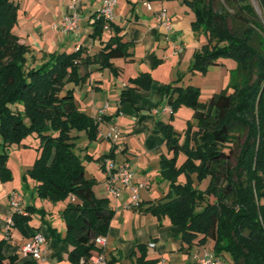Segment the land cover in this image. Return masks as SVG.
<instances>
[{
  "label": "trees",
  "instance_id": "obj_1",
  "mask_svg": "<svg viewBox=\"0 0 264 264\" xmlns=\"http://www.w3.org/2000/svg\"><path fill=\"white\" fill-rule=\"evenodd\" d=\"M257 1L262 14L251 0H182L194 12L193 31L206 37L194 52L190 71L204 73L232 58L236 61L230 71L233 89L201 101L199 87L166 84L172 118L181 105H187L194 110L193 120L187 121L184 138L171 123L163 126L171 156H161L160 171L170 190L165 200L147 208L180 228L182 250L211 240L213 253L223 257L230 252L234 264H264V0ZM92 17V37L101 38L106 21L97 13ZM18 19L19 4L0 0V179L13 178L7 145L36 133L40 154L23 178L36 181L42 199L58 202L74 197L62 212L63 241L71 245L72 264L82 260L89 264L98 249L96 238L107 235L114 210L108 197L95 193L97 179L86 173L84 160L94 157L76 150L80 132L86 133L89 143L97 139L99 120L79 108L74 86L87 81L92 65L118 74L113 59L131 60L132 43L123 39L122 28L111 20L113 34L99 51L90 53L80 46L44 52V62L31 66V47L14 30ZM130 81L150 89L154 79L143 71ZM127 99L123 90L121 101ZM116 148L96 159L103 169L104 160L113 158ZM207 179L205 189L198 187ZM25 211L12 214L11 226L22 233L31 214L42 212L35 206ZM6 243L0 238V264H16L18 254L5 255ZM138 250L135 264L159 263L147 259L146 244H139Z\"/></svg>",
  "mask_w": 264,
  "mask_h": 264
},
{
  "label": "crops",
  "instance_id": "obj_2",
  "mask_svg": "<svg viewBox=\"0 0 264 264\" xmlns=\"http://www.w3.org/2000/svg\"><path fill=\"white\" fill-rule=\"evenodd\" d=\"M99 1L29 0L24 7L22 0H17L15 2L20 6L18 25L23 19L21 15L25 16L28 24L31 25L28 36L38 38L36 49L40 51L42 61H44L42 58L44 52L71 51L80 46L90 53H95L102 47L103 41L113 34L110 29L105 30L107 35L103 34L101 38L92 37L94 21L92 16L94 13L98 14L100 10L102 0ZM170 3L169 0H118L113 21L122 28L123 39L132 43L131 60L121 57L113 59L114 64L119 68L118 74H114L109 68L103 69L98 65H92L91 75L87 81L74 86L79 108L99 120V134L96 141L88 145L87 140L83 139L85 143L80 146L84 152L81 153L80 150L78 152L81 155L88 154L94 157L98 164L97 169L88 171V165L84 160L86 173L89 177L97 179L94 186L95 193L98 196L108 197L114 210L109 231L105 235V245H97L98 249L92 252V255H101L104 259L99 262L90 261L89 264H135L140 255L139 244L147 245V259H158V264H202L206 253L213 252L211 240L204 245H193L189 250H182L180 228L173 225L167 217L158 218L152 211L147 210L149 206L157 204L162 199L165 200L170 190L169 181L162 177L160 171L161 156H171L162 128L171 123L175 130L182 133L181 127L178 128L179 124L182 126L186 119V121L191 120L194 113L189 108H180L172 118V108L168 103L165 86L169 83L184 86L176 80L186 73V67L193 61L194 52L202 45V38H199L197 32L192 29L194 12L182 3L171 9ZM163 9H166L171 17L172 28L169 33H166L159 20ZM74 13L78 14V28L64 31L61 28L62 21L66 16ZM45 16H50L48 23ZM43 24H48L47 26L51 28V36L46 34ZM19 36L21 40L25 38ZM173 41L183 45L182 52L175 51ZM27 43L32 50L29 55L31 66H36L41 61L38 56L32 57L34 41ZM156 60L158 63L155 66ZM216 66H221V71L226 76L233 69L225 63ZM143 71L150 72L154 79L150 89H143L130 81L131 77ZM123 90L129 95V99L125 101H121ZM102 110H104L103 114H101ZM113 123L118 124L120 132L118 144L105 138ZM115 144L117 148L113 159L117 162L128 161L134 169L133 183L140 186L141 207L139 208L129 207L131 198L129 188H125L118 198L110 196L107 191L106 173L101 167L102 163L96 159L110 154ZM92 162L89 164L91 165ZM26 166L20 169L21 177L25 175V169H29L32 165ZM9 167L14 174L13 167ZM25 183L28 191H23L24 207L35 206L42 212L31 214V219L25 224V232L22 233L17 227L8 225L13 212L0 208V238L4 237L7 240L4 247L5 255L18 254L16 264L25 262L72 264L68 259L71 245L63 241L66 224L62 212L74 197L52 202L37 196L35 180L25 179ZM20 184V181L15 183L14 180L9 187H5L10 208V194L14 189L22 190ZM37 231L42 232L47 239L43 245V257L36 259L32 256H24L21 254L22 246ZM151 242L155 245L150 246Z\"/></svg>",
  "mask_w": 264,
  "mask_h": 264
},
{
  "label": "rangeland",
  "instance_id": "obj_3",
  "mask_svg": "<svg viewBox=\"0 0 264 264\" xmlns=\"http://www.w3.org/2000/svg\"><path fill=\"white\" fill-rule=\"evenodd\" d=\"M17 1V0H15ZM29 0H22L23 4L22 6L25 7V5H27ZM41 1H44L45 0H41ZM99 1V0H98ZM171 3V9L173 7H177L179 6V4L182 3V0H169ZM257 11L262 14V8L259 4V2L257 0H251ZM102 4V2H101ZM100 5V1L98 2V6ZM188 7V6H187ZM19 9H20V6H19ZM21 12V11H20ZM47 19V23L49 22L50 20V16H45ZM20 18V17H19ZM21 22L20 24L16 25L14 29L15 30V33L18 34V35H21V36H24L25 38H23L22 42H27V41H34V52L32 55V57L34 56H38L37 58L41 61L40 64H42L44 61L41 60V55H39V50L36 49V46L38 45V38L36 36H28L29 34V29L31 28V25L28 24L27 22V19L25 18V16H22L21 15ZM48 24H43L44 26V30L46 32V34L48 36H51V28H49V26H47ZM103 34H106L107 35V31H104ZM198 34V37L199 38H202L201 39V44H203L204 42H206V37L203 35V32L200 31V32H197ZM27 39V40H26ZM199 40V39H197ZM202 46V45H201ZM35 61V60H34ZM29 64L31 65V56L29 57V60H28ZM193 63V62H192ZM191 63V64H192ZM40 64H37L36 66L40 65ZM190 64V65H191ZM225 64L226 66H229V67H236V61L232 58H225ZM190 65L186 67V73L181 75L179 78V82L181 84L184 85V87H187L188 85H194L195 87H199L200 89V99L201 101H206L210 98V96L214 93H218V92H221L222 90L224 89H228L229 92H232V87L230 86V76H231V73L228 74L227 76L221 71V66H216V65H211L208 67V69L206 70V72H202V71H195V72H191L190 71ZM35 66V65H34ZM178 81V79L176 80ZM180 108H189L190 110H192V113H193V108L192 107H189L187 105H181L175 112H178V110ZM181 120V119H180ZM187 120V119H186ZM185 120L184 124L181 126L179 124L178 128H180L182 130V134H183V138H184V131L187 127V121ZM185 125V126H184ZM81 135H79L78 138H76V150L77 151H81V153H83L84 151L81 150V144H84L85 142L83 141V139L87 140V144H89V140H88V137H86V133L84 132H80ZM96 141V140H94ZM39 143H40V139L39 137L36 135V133H32V134H28L26 137H24V139L20 142V143H17V142H13V143H9L7 145V152H8V166H11L13 167V170H14V178H12L11 180L7 181L6 183L5 182H2L1 179H0V208L1 209H6L10 212H13V209L9 207L8 205V194L7 192L5 191L6 188L5 187H9V184H11L12 182H14L15 180V183H18L19 181L21 182V189L22 190H19L22 194L24 193L23 191L27 189L26 185L27 183H25V180L23 178V176L21 177V175H19L20 172V169L22 166H26V165H33L34 161H35V158L37 157L38 154H40V149H38L37 147L39 146ZM0 151H2V148L0 147ZM84 156V154H83ZM181 159H182V156H181ZM87 165H88V171H91V170H95L97 169V166L98 164L95 162V160H89V159H85ZM93 161V162H92ZM92 162V164L90 165L89 163ZM27 168V166L25 167ZM27 171V169H25V172ZM23 173V172H22ZM183 179L185 178L184 176H182ZM30 181L31 178L28 177L27 178V181ZM208 182H209V179L207 180H204L202 183H200L198 185V187L202 188V189H205L208 185ZM28 191V190H26ZM25 195V194H24ZM25 196H29L28 194L25 195ZM6 231V230H5ZM4 233V232H3ZM226 262V264H234L233 262V258H232V255L230 252H225L223 255H222Z\"/></svg>",
  "mask_w": 264,
  "mask_h": 264
},
{
  "label": "built area",
  "instance_id": "obj_4",
  "mask_svg": "<svg viewBox=\"0 0 264 264\" xmlns=\"http://www.w3.org/2000/svg\"><path fill=\"white\" fill-rule=\"evenodd\" d=\"M118 0H102V4L98 15L103 17L106 21L105 30H110L109 21L114 19L115 8ZM159 20L161 25L165 28L166 33H169L172 28L171 17L168 15L166 9L160 12ZM61 28L64 31H72L78 28V14L66 16L61 23ZM173 46L177 53L183 51V45L181 43L173 41ZM107 107V106H106ZM104 110L101 111V114ZM120 132L117 123L110 125L105 138L117 143L119 140ZM118 144V143H117ZM116 145V144H115ZM104 171L106 173L107 191L110 196L118 198L121 192L125 188H129L131 192V198L129 207L139 208L141 204L138 184L133 183L134 169L128 161L117 162L113 158H106L104 160ZM10 205L13 211L25 214L24 197L23 194L17 190H12L10 194ZM9 227L13 225L12 217L8 220ZM46 236L42 232H37L22 246L21 254L24 256H32L36 259L43 257V245L46 242ZM106 238L100 235L96 238V244L98 246L105 245ZM150 246H154L155 243L151 242ZM104 259L101 255H92L90 261L99 262ZM202 264H226L222 257L216 256L213 252H207L202 259Z\"/></svg>",
  "mask_w": 264,
  "mask_h": 264
}]
</instances>
